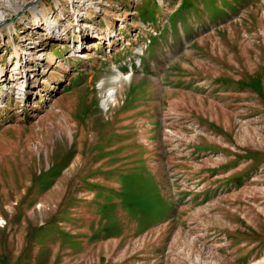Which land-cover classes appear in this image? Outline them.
I'll list each match as a JSON object with an SVG mask.
<instances>
[{
  "label": "rangeland",
  "instance_id": "obj_1",
  "mask_svg": "<svg viewBox=\"0 0 264 264\" xmlns=\"http://www.w3.org/2000/svg\"><path fill=\"white\" fill-rule=\"evenodd\" d=\"M27 1L0 0V264H264V0Z\"/></svg>",
  "mask_w": 264,
  "mask_h": 264
},
{
  "label": "bare ground",
  "instance_id": "obj_2",
  "mask_svg": "<svg viewBox=\"0 0 264 264\" xmlns=\"http://www.w3.org/2000/svg\"><path fill=\"white\" fill-rule=\"evenodd\" d=\"M34 0H29V1H27V3L28 4H30V6H29V11H31L33 14H34V16H37L36 15V13H35V5H34V2H33ZM49 32H50V29L49 28H46V34H49ZM48 36V35H47ZM50 37V36H49ZM99 40H102L103 38H102V36L101 35H99ZM18 56V55H17ZM19 65V62H16V66H18ZM20 68V67H19ZM14 74H17V72L16 73H14ZM123 77V76H122ZM12 78H13V76H12ZM21 78H23V76H21L20 77V79ZM121 79V75H120V73H118V75L114 78V82H118L119 80ZM14 82V81H13ZM16 83V82H15ZM17 84V83H16ZM14 88H17V85H14L13 86ZM116 93L117 92H114L113 90H112V93H110V95H108V97H109V99H112L113 101H116ZM116 106V105H115Z\"/></svg>",
  "mask_w": 264,
  "mask_h": 264
}]
</instances>
